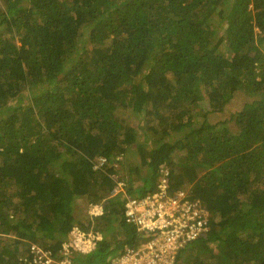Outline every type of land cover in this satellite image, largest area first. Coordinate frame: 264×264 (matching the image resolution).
I'll return each mask as SVG.
<instances>
[{"label": "trees", "instance_id": "obj_1", "mask_svg": "<svg viewBox=\"0 0 264 264\" xmlns=\"http://www.w3.org/2000/svg\"><path fill=\"white\" fill-rule=\"evenodd\" d=\"M162 178L208 210L175 264H264V0H0V264L65 240L109 264Z\"/></svg>", "mask_w": 264, "mask_h": 264}, {"label": "built area", "instance_id": "obj_2", "mask_svg": "<svg viewBox=\"0 0 264 264\" xmlns=\"http://www.w3.org/2000/svg\"><path fill=\"white\" fill-rule=\"evenodd\" d=\"M105 162L106 158H99L95 167ZM93 213L100 214L101 209ZM207 215L208 210L199 199H189L186 189L171 194L169 181L162 178L155 192L142 198L130 197L125 204L126 220L149 238L138 246L128 247L109 264H175L182 245L205 233ZM100 235V232L76 228L73 241L75 244L88 243L82 247L89 251L102 239ZM72 256L71 241L63 242L59 256L50 247L34 243L29 254L20 257V264H74Z\"/></svg>", "mask_w": 264, "mask_h": 264}, {"label": "rangeland", "instance_id": "obj_3", "mask_svg": "<svg viewBox=\"0 0 264 264\" xmlns=\"http://www.w3.org/2000/svg\"><path fill=\"white\" fill-rule=\"evenodd\" d=\"M221 48H225V45H224V47L222 46ZM222 63L225 65L226 64V58L224 57V59L222 60ZM254 98L252 97V96H249V95H247V94H244V93H237V95L235 96V98H233V100L227 105V108H226V110H225V112H223V113H210L209 115H208V119H209V121H211V122H217V121H219V120H222V119H224V118H226V117H229L230 116V113L231 112H234V111H237V110H239V109H241L242 108V106L244 105V103L245 102H248V101H251V100H253ZM201 108H202V112L204 113V112H206L208 109H209V104H208V102L207 101H203L202 103H201ZM201 112V113H202ZM131 113V112H130ZM130 113H128L127 112V115H126V117L131 121V122H135V124L137 123V118L135 117V116H132V115H130ZM147 142L150 144V145H155V144H157L156 142H155V140H154V134H149V136H148V140H147ZM120 167H122V166H120ZM91 211H93V212H99L100 211V207H98V205H95L93 208H92V210ZM84 214V217L85 218H87L88 216H87V212L85 213H83ZM100 236L101 237H104V234L105 233H101L100 232ZM106 237V236H105ZM107 237H108V235H107ZM109 237H110V235H109ZM88 243H84V245L83 246H85V245H87ZM88 250H83L82 249V253H86Z\"/></svg>", "mask_w": 264, "mask_h": 264}]
</instances>
